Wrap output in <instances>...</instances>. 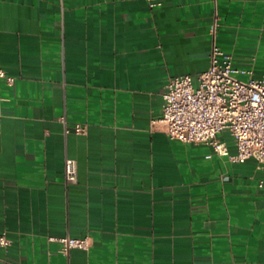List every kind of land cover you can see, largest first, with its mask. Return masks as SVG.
Masks as SVG:
<instances>
[{
	"label": "crops",
	"instance_id": "1",
	"mask_svg": "<svg viewBox=\"0 0 264 264\" xmlns=\"http://www.w3.org/2000/svg\"><path fill=\"white\" fill-rule=\"evenodd\" d=\"M213 41L261 78L264 0H0V264H264V166L231 161L227 129L219 155L160 121Z\"/></svg>",
	"mask_w": 264,
	"mask_h": 264
},
{
	"label": "built area",
	"instance_id": "2",
	"mask_svg": "<svg viewBox=\"0 0 264 264\" xmlns=\"http://www.w3.org/2000/svg\"><path fill=\"white\" fill-rule=\"evenodd\" d=\"M145 1L150 7L162 3V0ZM216 28L215 17L211 28L213 35ZM251 73V70L236 67L232 55L213 41L205 70L195 75H175L166 83L160 118L166 135L184 143L208 144L216 154L228 155L226 146L219 139V133L227 129L236 147L230 160L244 162L253 158L264 166V75L255 78ZM244 74L248 75L246 79L240 77ZM0 81L12 84L14 77L0 68ZM60 120L65 123L64 117ZM69 131L82 134L85 127L74 124L72 128H65V133ZM76 174V161L66 158L65 181L76 182ZM257 187L264 192V180H259ZM57 240L62 253L90 246L88 237L62 236ZM9 244L5 231L0 230V253Z\"/></svg>",
	"mask_w": 264,
	"mask_h": 264
},
{
	"label": "rangeland",
	"instance_id": "3",
	"mask_svg": "<svg viewBox=\"0 0 264 264\" xmlns=\"http://www.w3.org/2000/svg\"><path fill=\"white\" fill-rule=\"evenodd\" d=\"M241 77V76H240ZM242 79H244V78H242Z\"/></svg>",
	"mask_w": 264,
	"mask_h": 264
}]
</instances>
